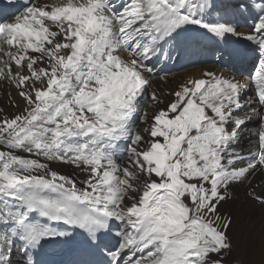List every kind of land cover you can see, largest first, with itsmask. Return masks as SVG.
Returning a JSON list of instances; mask_svg holds the SVG:
<instances>
[{"label": "snow or ice", "instance_id": "obj_1", "mask_svg": "<svg viewBox=\"0 0 264 264\" xmlns=\"http://www.w3.org/2000/svg\"><path fill=\"white\" fill-rule=\"evenodd\" d=\"M196 31L254 45L249 78L153 87ZM0 85V264L77 234L78 264H264L224 210L243 188L264 213V0H27L0 18Z\"/></svg>", "mask_w": 264, "mask_h": 264}, {"label": "bare ground", "instance_id": "obj_2", "mask_svg": "<svg viewBox=\"0 0 264 264\" xmlns=\"http://www.w3.org/2000/svg\"><path fill=\"white\" fill-rule=\"evenodd\" d=\"M218 1V0H217ZM11 16H7L6 18H10ZM240 32L247 34L250 31V28L247 29L245 27H240ZM198 38L201 40L206 39L207 37L202 33V31H196L189 34L188 39ZM243 39L242 37H229L224 40L228 47L235 49L238 44V40ZM247 42L246 39H243ZM161 67V66H158ZM206 71H214L217 73H223L225 75L234 76L239 80H247L246 77H242L237 73L236 70L230 69L227 65H220L219 63L215 64H197L194 66L187 67L182 70V72H175L171 75L166 74V70L160 73L161 76H165L166 81H157L153 87L157 89H163L165 92L171 90V88L175 87L176 83L184 79L188 76H196L198 77L201 72ZM6 86L0 85V109H5L6 113L12 114L18 112L19 109L13 107V103H16L15 100L12 102L9 101L7 97L4 95V89ZM64 171H70V169H64ZM254 185H260L262 181L260 179H256L253 181ZM225 214L232 213L237 218V227L243 233L245 239L247 240L249 237L254 241V251L251 255L248 254L247 250H245L242 255L245 259H252L254 261H258L260 259V239L261 235L264 234V213L255 206L246 196L245 189L240 188L235 191L234 199L224 205Z\"/></svg>", "mask_w": 264, "mask_h": 264}, {"label": "rangeland", "instance_id": "obj_3", "mask_svg": "<svg viewBox=\"0 0 264 264\" xmlns=\"http://www.w3.org/2000/svg\"><path fill=\"white\" fill-rule=\"evenodd\" d=\"M14 105V104H13Z\"/></svg>", "mask_w": 264, "mask_h": 264}]
</instances>
